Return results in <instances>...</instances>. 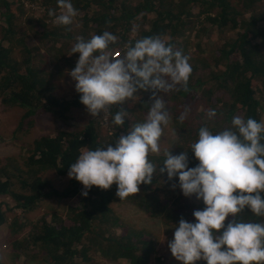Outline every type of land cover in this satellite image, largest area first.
<instances>
[{
    "label": "trees",
    "instance_id": "1",
    "mask_svg": "<svg viewBox=\"0 0 264 264\" xmlns=\"http://www.w3.org/2000/svg\"><path fill=\"white\" fill-rule=\"evenodd\" d=\"M38 2L42 18L29 19L30 30L21 32L17 24L19 15L24 13L20 0H0V106L23 111L17 126L20 132L29 131L36 117L43 114L52 117L55 129L53 134L34 138L24 154L0 160V196L10 198L14 208L21 212L32 211L45 198H77L78 202L61 215L51 214L49 219L41 218L25 226L14 220L6 224V211L10 209L0 206V228L6 226L10 260L17 263L23 257L41 260L42 264H118L124 259L128 264H152L154 245L148 236L144 238L147 233L124 229L118 235L110 233L117 225L111 205L120 201L133 204L151 218L160 219L166 227L178 225L181 217L195 223L192 206L187 213L183 212L178 195L182 192L179 176L169 179L166 171L154 174L152 184L140 185L138 194L120 200L115 194V184L109 190L93 186L84 197V186L70 179L68 171L82 151L106 149L108 144L115 147L119 137L127 135L133 124L144 122L154 91L141 90L133 97L136 101L132 98L123 105L111 106L106 121L110 134L106 137L100 134L101 116L92 118L80 130L69 127L72 111L85 110L86 106L80 102L78 92L71 99L60 98L52 79L66 75L64 65L74 69L79 53L65 55L63 49L64 43L75 45L78 40L71 25L54 26L55 16L48 15L50 9L57 15L62 11L57 0ZM71 3L82 26L80 37L88 40L104 31L117 36V41L109 45L111 56L120 57L129 42L134 46L138 39L158 35L190 57L193 71L187 91L178 86L173 91L155 92L165 102L176 131L175 155L191 151L190 145L198 139L202 126L215 134L231 128L232 118L237 115L262 120V105L254 89L256 84L264 89V0H71ZM213 35H219L220 39L222 36L223 41L208 44ZM32 37L38 45L46 46L43 53L30 47L27 41ZM51 51L55 72L33 65L36 55L42 62ZM121 107L128 111L122 127L113 123ZM185 107L190 111L180 122L178 118ZM212 109L217 115L210 119L207 114ZM164 159L163 155L149 154V160L158 168L164 167ZM198 163L194 153L189 152V167ZM50 173L58 178L68 177L66 185H54L48 177ZM233 219L229 216L225 224ZM238 219L264 223V217L248 209ZM155 260L159 262L158 258Z\"/></svg>",
    "mask_w": 264,
    "mask_h": 264
},
{
    "label": "clouds",
    "instance_id": "2",
    "mask_svg": "<svg viewBox=\"0 0 264 264\" xmlns=\"http://www.w3.org/2000/svg\"><path fill=\"white\" fill-rule=\"evenodd\" d=\"M57 3L61 13L50 9L48 15L55 16L58 25H70L77 9L71 0ZM77 40L71 52L79 53V58L69 75L76 81L80 102L93 118L113 105H123L141 90L154 91L144 122L133 124L115 147L108 144L106 149L84 150L70 164L68 176L82 183V195L87 197L93 186L109 190L115 184V194L123 200L138 194L140 185L152 184L154 174L166 171L169 179L178 175L183 195L195 196L206 207L193 212L195 223L181 217L175 225L174 238L168 242L173 257L182 264L199 260L207 264H264V223L238 219L246 209L264 217V120L237 115L231 128L215 134L202 126L191 151L178 155L171 149L165 151L164 167L158 168L149 154L159 155L160 140L171 117L155 92L173 91L178 86L187 91L193 71L190 57L158 35L138 39L134 46L129 42L119 58L108 51L117 41L109 31ZM189 111L185 107L180 122ZM127 115L121 107L113 123L122 127ZM207 115L216 117V110ZM189 152L199 162L195 167H189ZM229 216L234 219L226 225Z\"/></svg>",
    "mask_w": 264,
    "mask_h": 264
},
{
    "label": "rangeland",
    "instance_id": "3",
    "mask_svg": "<svg viewBox=\"0 0 264 264\" xmlns=\"http://www.w3.org/2000/svg\"><path fill=\"white\" fill-rule=\"evenodd\" d=\"M138 0H134L137 2ZM38 0H20V4L22 5L23 15H19L17 19V24L21 32H28L29 25L28 20H37L42 17V9L40 5H38ZM61 13V11H60ZM2 21L0 20V26L2 25ZM54 26L58 24L55 23V19L53 21ZM71 29L73 32V36L75 38L80 37L79 31L82 26H80V21L75 16L72 18ZM1 38V32H0ZM223 41V37L221 39L219 35H213L211 38V42L208 43L213 45V43L220 44ZM30 44L31 48L37 47L39 52L43 53L45 50L42 45H38L34 41V37L27 41ZM74 46L73 43L66 44L64 43V50H66L65 55H72L71 49ZM60 47V43L57 45V48ZM70 50V52H69ZM35 52V51H34ZM53 52L51 51L45 58L42 59V62L39 61V56L36 55V59L33 65H39L44 69L51 71L53 67ZM34 54V53H33ZM113 57H118V54L112 55ZM43 69V70H44ZM73 68L71 66L64 65L65 76H59L58 78L55 76L52 79L56 86L55 93L60 98L71 99L77 91L75 90V83L72 77L69 75L70 70ZM55 72V71H54ZM53 73V72H50ZM53 75V74H52ZM58 75V73H57ZM258 100L261 102L262 110L260 111L261 118L264 120V89H261V84H256L255 89ZM133 101H136V98H133ZM23 115V111L17 107H12L9 109H4L0 106V160L3 158L9 157H17L25 153L24 149H27V145H29L32 140L40 135L44 134H53L55 129V121L52 119L50 115L43 114L41 116L36 117L32 128L26 132H20L17 130L18 123L20 122L21 116ZM72 122L69 127L74 128L75 130H80L82 126H84L89 120L93 117L87 112V110H73L71 113ZM100 120V134L102 137H106L110 133V129L106 124L108 114L102 112ZM139 117H141L139 115ZM68 128V127H67ZM110 128V127H109ZM176 141V131L173 128L172 121L167 127L164 129V134L160 140V153L159 155H163L165 151L171 149L173 155H175L174 144ZM154 154V153H150ZM157 155V154H156ZM18 159V158H17ZM50 181L59 187L65 186L68 180L67 178H58L54 173L48 174ZM181 198V206L183 208V212L187 213L188 208L192 206V214L195 210H203L206 205L202 200H197L195 197H185L182 192H178ZM77 198L72 199H64L57 200L53 198H45L42 200L39 205L29 212H21L19 209H15L14 202L8 197L0 196V206L2 208H9V211H6L8 224L10 221L14 220L24 226L27 223L35 222L41 218L49 219L51 214L61 215L64 210L71 205H77ZM202 205V206H201ZM111 210L115 218L117 219V225L110 230L111 234L118 235L123 229L124 230H132L137 234L147 233L144 238L147 239V236L153 242L154 245V258L152 264H182V262L177 261L168 246V242L174 238L175 226L166 227L164 223L160 219L151 218L147 215V213L130 203L126 202H115L111 205ZM194 216V215H193ZM195 218V217H194ZM178 226V225H177ZM140 232V233H138ZM7 231L6 226L0 228V260L3 264H42L41 260H27L21 257L17 263H13L10 260V256L8 254V244H7ZM155 258L159 259V262H156ZM118 264H128V262L124 259L120 260ZM196 264H205L204 260L196 261Z\"/></svg>",
    "mask_w": 264,
    "mask_h": 264
}]
</instances>
